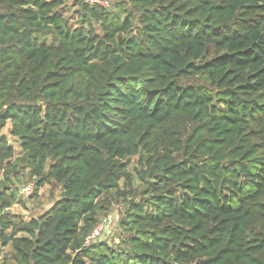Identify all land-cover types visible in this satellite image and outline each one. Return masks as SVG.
<instances>
[{"label":"trees","instance_id":"16d2710c","mask_svg":"<svg viewBox=\"0 0 264 264\" xmlns=\"http://www.w3.org/2000/svg\"><path fill=\"white\" fill-rule=\"evenodd\" d=\"M65 6L0 0L5 263L264 264V0ZM25 175L61 190L30 220ZM118 197L120 241L87 242Z\"/></svg>","mask_w":264,"mask_h":264},{"label":"rangeland","instance_id":"374dc122","mask_svg":"<svg viewBox=\"0 0 264 264\" xmlns=\"http://www.w3.org/2000/svg\"><path fill=\"white\" fill-rule=\"evenodd\" d=\"M66 6L63 10L64 15L69 19V22L72 25H76L78 20V13L77 10L79 9V0H65ZM118 0H110L111 4ZM7 130H5L6 132ZM14 147L19 151L18 144L14 141ZM128 166L130 172L134 175L136 174V182L137 185L139 184V177L137 175V171L140 167L138 162L137 156H134L129 159ZM14 182L13 187L17 190V197L21 198V201L15 202L8 210L10 214L15 216H22L20 218L25 220H30L32 217L38 216L41 213L48 210L54 203L53 200L58 199L60 197L61 190L58 188H54L52 184H45L42 186L38 193L34 191L29 194L25 195L21 193V189L24 185L28 184L29 182H34L32 179L28 177L21 176L20 179L13 178ZM122 187H124L123 180L121 181ZM35 188V187H34ZM110 209L103 212L101 214L102 221L104 225L103 233L101 232L96 238V241H106L109 244L115 245L120 241V235L122 232V218L126 217V201L123 197H118V199H113L111 201ZM1 244V240H0ZM11 245L5 246L1 248L0 252V264H9L5 263V257L10 256Z\"/></svg>","mask_w":264,"mask_h":264},{"label":"built area","instance_id":"2783aa9c","mask_svg":"<svg viewBox=\"0 0 264 264\" xmlns=\"http://www.w3.org/2000/svg\"><path fill=\"white\" fill-rule=\"evenodd\" d=\"M86 2L92 4L97 3L103 6H109V0H85ZM35 183L29 182L28 184L24 185L21 189V193L25 195H29L34 191ZM102 221V218H101ZM101 221L98 223V225L94 228V230L91 232V234L87 237V242L95 241L98 235L101 234V232L104 229L103 223ZM103 233V232H102Z\"/></svg>","mask_w":264,"mask_h":264},{"label":"clouds","instance_id":"9594fccd","mask_svg":"<svg viewBox=\"0 0 264 264\" xmlns=\"http://www.w3.org/2000/svg\"><path fill=\"white\" fill-rule=\"evenodd\" d=\"M35 183V182H34Z\"/></svg>","mask_w":264,"mask_h":264}]
</instances>
